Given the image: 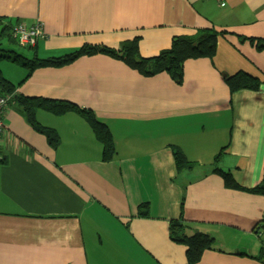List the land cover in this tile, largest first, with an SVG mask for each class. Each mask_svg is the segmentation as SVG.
Instances as JSON below:
<instances>
[{"label":"crops","instance_id":"0c3cea01","mask_svg":"<svg viewBox=\"0 0 264 264\" xmlns=\"http://www.w3.org/2000/svg\"><path fill=\"white\" fill-rule=\"evenodd\" d=\"M39 23L43 38L21 46L5 25ZM213 29L211 59L188 60L183 82L145 78L105 55L60 68L0 63L25 97L66 101L91 110L110 130L116 154L75 113H36L55 130L52 147L15 103L3 110L0 135V264H188L171 240L181 220L189 234L213 238L195 264H264V195L249 192L264 177V0H0V47L26 58L61 57L85 45L118 49L139 40L143 58L175 37ZM27 49V50H26ZM243 72L258 91L230 92L226 79ZM195 166L177 171L173 147ZM219 157L238 188L213 172ZM144 211L147 212L144 215Z\"/></svg>","mask_w":264,"mask_h":264},{"label":"trees","instance_id":"16d2710c","mask_svg":"<svg viewBox=\"0 0 264 264\" xmlns=\"http://www.w3.org/2000/svg\"><path fill=\"white\" fill-rule=\"evenodd\" d=\"M15 26V25H14ZM12 26L5 25L1 33L7 35L10 41L18 42L11 32ZM217 33L213 29H201L191 36L175 37L171 41L168 49L161 51L157 56L143 58L139 54V40L134 39L123 43L120 48L111 49L104 46L85 45L61 57H51L40 59L36 56L26 58L15 50H6L0 47V63L9 62L13 65L26 69L28 78L33 71L39 68H60L75 62L81 57H91L95 55H105L116 59L125 64L139 75L148 78L159 73H166L177 84L183 82V65L188 60L211 59L216 51ZM259 50L264 49V40L252 39ZM226 84L233 93L238 90L258 91L261 82L246 73L239 72L226 79ZM0 97L7 98L8 103H15L19 113L25 118L29 126L40 134H43L52 147L59 143V137L55 130L40 125L36 120L38 111H45L53 116H63L68 113H75L85 120L91 128L96 140L103 146L102 161L109 162L116 154L112 134L108 127L101 123L94 113L89 109L81 108L73 103L66 101H53L43 98L25 97L15 94V87L8 82L0 70ZM172 154L177 171H191L195 164L188 160L184 152L177 146L172 148ZM219 157L216 156L213 162V172L219 173L227 187L238 188L229 172L221 170ZM251 193L264 195V177L260 185L252 190ZM147 214L146 211L143 212ZM170 238L173 242L186 247V259L188 264L197 263L203 252L212 249L214 240L212 237L203 233L189 234L187 226L181 220H174L170 224Z\"/></svg>","mask_w":264,"mask_h":264},{"label":"built area","instance_id":"2783aa9c","mask_svg":"<svg viewBox=\"0 0 264 264\" xmlns=\"http://www.w3.org/2000/svg\"><path fill=\"white\" fill-rule=\"evenodd\" d=\"M11 32L18 44L21 46H34L39 39L43 38V30L39 23L29 27L19 23L12 27ZM7 103L8 97H0V135L2 134L4 129V122L2 117L3 110L4 108H6ZM257 234L263 237L262 250L264 255V221H262L257 227Z\"/></svg>","mask_w":264,"mask_h":264},{"label":"rangeland","instance_id":"374dc122","mask_svg":"<svg viewBox=\"0 0 264 264\" xmlns=\"http://www.w3.org/2000/svg\"><path fill=\"white\" fill-rule=\"evenodd\" d=\"M11 46H12V48L13 49H19L20 47L18 46V45H16V44H11ZM27 50V49H26ZM171 152H172V150H171ZM174 159V158H173ZM193 171V170H192Z\"/></svg>","mask_w":264,"mask_h":264},{"label":"water","instance_id":"95a60500","mask_svg":"<svg viewBox=\"0 0 264 264\" xmlns=\"http://www.w3.org/2000/svg\"><path fill=\"white\" fill-rule=\"evenodd\" d=\"M185 173L190 174L189 171H187V172H185Z\"/></svg>","mask_w":264,"mask_h":264}]
</instances>
